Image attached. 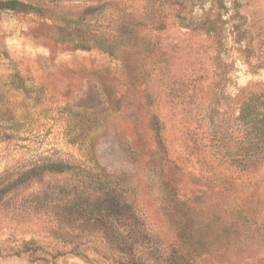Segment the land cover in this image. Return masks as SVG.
Wrapping results in <instances>:
<instances>
[{
  "label": "rangeland",
  "instance_id": "rangeland-1",
  "mask_svg": "<svg viewBox=\"0 0 264 264\" xmlns=\"http://www.w3.org/2000/svg\"><path fill=\"white\" fill-rule=\"evenodd\" d=\"M55 2L0 9V264H264V0Z\"/></svg>",
  "mask_w": 264,
  "mask_h": 264
},
{
  "label": "trees",
  "instance_id": "trees-1",
  "mask_svg": "<svg viewBox=\"0 0 264 264\" xmlns=\"http://www.w3.org/2000/svg\"><path fill=\"white\" fill-rule=\"evenodd\" d=\"M34 1V2H32ZM0 0V9H13L18 11H34L39 12L50 6V3L56 0ZM55 2L53 4H56ZM83 45V44H82ZM257 96L252 98L242 110L243 120L251 123L255 129L264 134V100L259 99ZM61 165V164H60ZM61 170L63 168H60Z\"/></svg>",
  "mask_w": 264,
  "mask_h": 264
}]
</instances>
